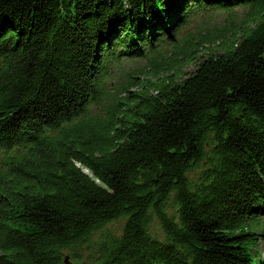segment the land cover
Segmentation results:
<instances>
[{
	"label": "trees",
	"instance_id": "trees-1",
	"mask_svg": "<svg viewBox=\"0 0 264 264\" xmlns=\"http://www.w3.org/2000/svg\"><path fill=\"white\" fill-rule=\"evenodd\" d=\"M0 156V264H66L120 218L93 264H264V0H0Z\"/></svg>",
	"mask_w": 264,
	"mask_h": 264
},
{
	"label": "rangeland",
	"instance_id": "rangeland-1",
	"mask_svg": "<svg viewBox=\"0 0 264 264\" xmlns=\"http://www.w3.org/2000/svg\"><path fill=\"white\" fill-rule=\"evenodd\" d=\"M244 13L245 9L243 7H237L233 13H229L220 9L202 12L195 11L185 23L184 32L181 33L180 37L182 38L189 36L192 37L194 41L201 42L206 38L207 35H219L220 31H224V33L236 31L241 27ZM229 35L230 34H228V36ZM183 39L184 38H182V41ZM213 47H216V45L210 43H206L203 47H201L199 58L194 62L186 63L179 75L176 76V79H181L185 77V75L194 71L198 63H200L201 60L207 55V52L209 51L208 48ZM170 48L171 47H168L167 50H163L162 52L166 53L167 57L171 53ZM155 69L156 68L153 66L148 57L124 60L121 65L111 68V72L108 75L107 85L115 93L121 94L120 90L128 83L131 74L139 75V77H151V74ZM175 71L176 68L174 70H170L169 74H172ZM162 75H166L164 71L161 73V76ZM152 79L156 78L153 77ZM125 221V218L117 219L115 221L109 222L105 227L96 231L91 236L90 241L79 248V254L76 257H72L68 254V262L66 264H93L98 252L99 243L104 238L105 234L107 232L118 235L121 234ZM154 225L158 227L157 223H154ZM257 247L262 253V258H264V241H260Z\"/></svg>",
	"mask_w": 264,
	"mask_h": 264
}]
</instances>
